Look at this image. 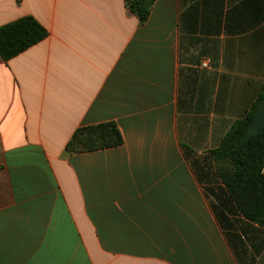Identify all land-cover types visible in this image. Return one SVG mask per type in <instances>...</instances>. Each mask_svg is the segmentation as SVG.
I'll return each instance as SVG.
<instances>
[{
  "label": "crops",
  "instance_id": "0c3cea01",
  "mask_svg": "<svg viewBox=\"0 0 264 264\" xmlns=\"http://www.w3.org/2000/svg\"><path fill=\"white\" fill-rule=\"evenodd\" d=\"M23 16L47 37L0 57V264H264L210 155L264 93V0H0ZM103 123L121 145L65 153Z\"/></svg>",
  "mask_w": 264,
  "mask_h": 264
},
{
  "label": "trees",
  "instance_id": "16d2710c",
  "mask_svg": "<svg viewBox=\"0 0 264 264\" xmlns=\"http://www.w3.org/2000/svg\"><path fill=\"white\" fill-rule=\"evenodd\" d=\"M155 0H124L125 8L144 23ZM47 37L33 17L23 16L0 26V57L8 61ZM261 93L243 117L236 121L210 152L215 175L230 203L241 216L264 229V130L251 131L249 123L262 99ZM122 137L113 123L77 128L64 151L75 154L113 148Z\"/></svg>",
  "mask_w": 264,
  "mask_h": 264
},
{
  "label": "water",
  "instance_id": "95a60500",
  "mask_svg": "<svg viewBox=\"0 0 264 264\" xmlns=\"http://www.w3.org/2000/svg\"><path fill=\"white\" fill-rule=\"evenodd\" d=\"M249 129L257 133H261L264 130V93L249 123Z\"/></svg>",
  "mask_w": 264,
  "mask_h": 264
},
{
  "label": "built area",
  "instance_id": "2783aa9c",
  "mask_svg": "<svg viewBox=\"0 0 264 264\" xmlns=\"http://www.w3.org/2000/svg\"><path fill=\"white\" fill-rule=\"evenodd\" d=\"M207 66V61H204L203 63H202V67H206Z\"/></svg>",
  "mask_w": 264,
  "mask_h": 264
}]
</instances>
